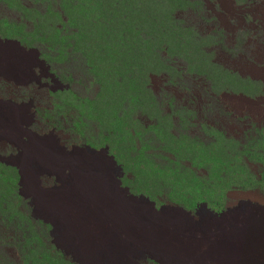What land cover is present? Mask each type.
<instances>
[{
  "label": "rangeland",
  "instance_id": "rangeland-1",
  "mask_svg": "<svg viewBox=\"0 0 264 264\" xmlns=\"http://www.w3.org/2000/svg\"><path fill=\"white\" fill-rule=\"evenodd\" d=\"M9 52L24 59L14 76L0 70V113L17 128L0 126V264H86L79 241L63 242L73 223L40 204L72 167L24 161L37 140L66 156H113L111 196L154 218L182 213L192 227L174 228L192 235L176 239L140 214L132 227L155 222L179 248L206 249L210 231L228 227L235 243L242 212L264 211V0H0ZM30 55L63 89L35 78ZM27 164L38 169L32 188ZM219 246L218 236L214 255ZM184 251L175 261L145 247L130 264H180Z\"/></svg>",
  "mask_w": 264,
  "mask_h": 264
},
{
  "label": "bare ground",
  "instance_id": "bare-ground-1",
  "mask_svg": "<svg viewBox=\"0 0 264 264\" xmlns=\"http://www.w3.org/2000/svg\"><path fill=\"white\" fill-rule=\"evenodd\" d=\"M9 53L10 56L0 53V70L3 73L11 75L9 73L10 68L23 69V66H21L22 62H20L23 56L22 53L17 55L14 52ZM37 56L38 55H36V58ZM30 57L33 58L34 56L30 55ZM39 60L36 59V65L40 67V72L37 73L36 70L32 72L35 78L40 79L42 76H49L51 80H53V83H57V87L63 89V84L57 78L53 79V75L48 72L47 66L44 62ZM45 85L51 88L49 84ZM54 86L55 85H53L52 88H54ZM0 126L8 129L9 134L11 131L13 132L14 129V135H17L16 127L13 126L11 120L2 117L1 113ZM25 151L26 154L23 159L27 162L28 160L29 162L31 161V164L35 161L34 157L43 156L46 157V161L53 160V162L42 161L49 167L64 164L71 165L72 173L75 177L72 179H65L62 190H58L56 193L48 194L47 192L46 195H44V193L39 194L41 198L40 204L42 207L46 208L53 207V209L64 215V220L66 222L73 223L70 226L72 228L71 230L65 227L66 231L62 234L64 237L63 242L67 246L71 245L72 248L74 244L77 243L75 240L79 241L77 248L80 251L83 250L84 254L82 253V258L86 264H95V260L104 255L106 259L110 257L112 264H120L122 261L129 262L130 264L131 256L133 255V257H135V254L140 253L145 247H148L149 251L156 252V255L162 254L164 257L175 261L179 259L178 255L180 251L185 250L184 253L189 257L186 258V260L180 259V264H200L203 261L204 264H206L205 259L212 260V264H220L216 260L217 256L223 258L221 264H264V211H255V213H253L248 210L247 212H242L241 219L239 218L241 220V228H239L238 240L235 243L233 242L236 232L235 228L228 227L224 231V235L222 234L221 236L219 234L222 229H216L217 234H215V231L213 232L211 230L209 233V236L212 237L211 244L206 246V249L200 247L202 241L194 242V249L179 248L180 246H178V244L183 243V241L177 242L174 239L168 241L161 240L170 236V234L156 230L155 222L145 223L139 228L138 226H136V228L132 227V222L136 220L138 214H140L142 220L154 219L159 221L162 225H172L173 230H175L172 237L176 239L190 240L192 235L188 231H178L174 228V226L177 227L176 224L180 225L181 229L182 227L184 228L180 221H184L186 227L191 226L189 222L186 221L185 217H182V213L177 214L179 217L163 213L154 218L153 212L145 207H142L138 213V208L133 207L129 201L124 203L123 198H119L118 195H116V191L114 196H111V189L116 190L113 181L114 175L109 161L110 159L115 163L113 156H109V159L93 157L89 153H85L79 157L77 155L66 156L57 149H53L52 145L43 143L41 140L29 144ZM105 151H107V148L104 152ZM55 160H57V162H55ZM31 164H27L26 167L28 176L27 184L30 188H32L30 183L33 184V173L38 170L34 169ZM74 193H76V195ZM54 197H56V199H54ZM203 206L204 210L208 212L209 210L205 208L206 204H203ZM228 219L232 221L234 217H228ZM227 221L226 219V222ZM225 224L228 223H224V225ZM127 227L130 229L132 228L133 231L129 230ZM186 227L184 229H186ZM218 236L220 238L221 247L219 246L218 253L214 255L211 245L214 244V240L217 243ZM115 240L117 241L114 244L113 241L115 242ZM122 240L125 244L130 241L131 245H124L123 242H120ZM174 248L179 249L173 252ZM177 252L178 254H176ZM118 258H120L119 261Z\"/></svg>",
  "mask_w": 264,
  "mask_h": 264
},
{
  "label": "clouds",
  "instance_id": "clouds-1",
  "mask_svg": "<svg viewBox=\"0 0 264 264\" xmlns=\"http://www.w3.org/2000/svg\"><path fill=\"white\" fill-rule=\"evenodd\" d=\"M2 49H3V47H1ZM4 50V49H3ZM35 57V56H34ZM36 57L35 58H28L27 60L30 62V64H34V62L36 61ZM38 60V59H37ZM40 61V60H39ZM42 62H44L43 60H41ZM29 64V65H30ZM26 71H23V73L24 74H28V73H25ZM9 73L11 74V76H14V73L13 72H11V71H9ZM50 74H52V73H50ZM5 75H8V74H5ZM53 81V80H52ZM16 130H17V128H16Z\"/></svg>",
  "mask_w": 264,
  "mask_h": 264
}]
</instances>
